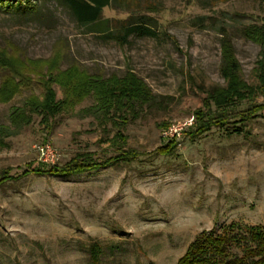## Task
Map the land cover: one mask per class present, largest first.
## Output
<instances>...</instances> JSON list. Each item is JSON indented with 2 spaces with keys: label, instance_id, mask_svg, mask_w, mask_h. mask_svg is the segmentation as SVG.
Masks as SVG:
<instances>
[{
  "label": "rangeland",
  "instance_id": "obj_1",
  "mask_svg": "<svg viewBox=\"0 0 264 264\" xmlns=\"http://www.w3.org/2000/svg\"><path fill=\"white\" fill-rule=\"evenodd\" d=\"M31 1L36 7L28 13L20 0H0V45L16 59L57 58L60 69L76 61L101 78L131 70L150 98L135 105L136 116L122 128L124 145L138 153L134 160L0 185V264H85L81 246L92 239L118 242L124 250L115 255L119 264H175L203 229L219 232L230 221L264 227V111L243 125L247 135L229 132L230 123L190 139V126H183L213 88L226 87L219 69L222 28L230 36L239 78L259 84L261 48L241 29L264 23V0H200L188 7L183 0H161L158 12L147 13L155 19L156 34L130 35L124 44L99 31L106 19L128 14L122 6L111 4L100 21L83 25L60 0ZM200 15L206 16L203 23L195 20ZM28 67L25 73L33 76ZM52 87L61 98L60 86ZM30 92L40 90L33 84L0 102V125L10 133L1 138L0 170L9 166L20 173L28 163L36 165L37 147L44 143L55 151L50 163L62 164L80 152L97 159L114 154L120 140L89 109L96 103L92 92L57 114L50 132L35 113L28 124L10 122V112ZM161 122L167 124L158 127ZM169 139L176 141L171 155L154 152Z\"/></svg>",
  "mask_w": 264,
  "mask_h": 264
},
{
  "label": "trees",
  "instance_id": "obj_2",
  "mask_svg": "<svg viewBox=\"0 0 264 264\" xmlns=\"http://www.w3.org/2000/svg\"><path fill=\"white\" fill-rule=\"evenodd\" d=\"M60 1L83 25L96 24L102 19L103 8L114 3L129 10L124 17L106 19L99 30L106 38L118 44L126 43L130 35L154 36L156 31L152 28V23L155 19L147 13L158 12L162 8L161 0ZM210 1L215 3L220 0ZM183 2L188 7L200 0ZM20 4L22 11L28 13L33 12L36 7L31 0H20ZM131 7L137 11L136 15L131 11ZM205 18L206 16L200 15L195 17V20L203 23ZM241 32L261 48V58L256 66L259 84L249 86L239 78V63L234 55L230 36L222 28V59L219 69L227 82L226 87L213 88L204 98L202 105L192 111L193 123L187 130L190 139L209 131L213 126L223 127L230 123L229 132L250 134L249 129L243 130V125L264 111V23L247 25L242 27ZM10 48H13L14 52L17 51L15 47ZM7 49L6 46L0 45V71H3L0 80V102H8L15 94L24 88H31L33 84L40 90L38 94L30 92L21 106L12 109L9 117L13 125L28 124L31 114L35 113L39 116L38 124L50 132L53 118L57 114L63 109L73 108L85 95L92 92L96 103L89 109L98 114L96 119L101 126L110 124L115 129V136L120 140V144L115 146L114 154L103 159H97L89 152H80L62 164L39 161L31 166V163H28L27 168L20 173H11V167H4L0 170V185L28 175L69 176L110 164L128 163L137 158L138 153L124 145L125 135L122 128L136 116V104L149 102V89L141 78L131 70H126L121 77L112 75L101 78L80 68L76 61L71 62L65 69H60V61L57 58L29 59L25 60L28 62L25 63L16 59V55ZM28 65L33 66L30 68L33 76L25 73V70L29 69ZM36 66L43 68L36 69ZM53 83L62 89L59 99L56 98ZM166 124L167 122L158 123V127ZM6 128L0 125V142L2 137L10 134L6 132ZM175 147L176 141L169 139L154 152L171 155ZM81 247L85 253V264H119L115 255L124 252L116 241L102 242L92 239ZM234 249L237 252L233 251ZM134 264L144 263L136 261ZM145 264L154 262L148 261ZM175 264H264V227L260 224L249 225L230 221L223 225L219 232L213 228L203 229L195 234Z\"/></svg>",
  "mask_w": 264,
  "mask_h": 264
},
{
  "label": "built area",
  "instance_id": "obj_3",
  "mask_svg": "<svg viewBox=\"0 0 264 264\" xmlns=\"http://www.w3.org/2000/svg\"><path fill=\"white\" fill-rule=\"evenodd\" d=\"M193 123V117L187 119L186 121H184L183 126H190ZM182 126V127H183ZM170 127H168L166 130L162 131V135L164 137H168L170 134ZM37 151L39 154V160L43 161V162H53L55 159V151L54 149L47 143H44L43 145H39L37 147Z\"/></svg>",
  "mask_w": 264,
  "mask_h": 264
}]
</instances>
